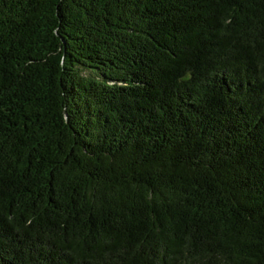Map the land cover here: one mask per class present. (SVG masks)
Returning <instances> with one entry per match:
<instances>
[{
    "label": "trees",
    "instance_id": "obj_1",
    "mask_svg": "<svg viewBox=\"0 0 264 264\" xmlns=\"http://www.w3.org/2000/svg\"><path fill=\"white\" fill-rule=\"evenodd\" d=\"M0 264H264V0H0Z\"/></svg>",
    "mask_w": 264,
    "mask_h": 264
}]
</instances>
